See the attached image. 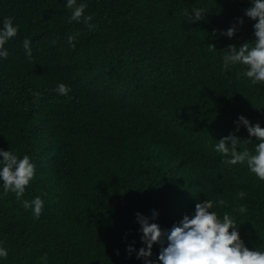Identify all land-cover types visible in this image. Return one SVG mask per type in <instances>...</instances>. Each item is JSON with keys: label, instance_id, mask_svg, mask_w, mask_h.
<instances>
[{"label": "trees", "instance_id": "obj_1", "mask_svg": "<svg viewBox=\"0 0 264 264\" xmlns=\"http://www.w3.org/2000/svg\"><path fill=\"white\" fill-rule=\"evenodd\" d=\"M66 2L0 0V28L5 17L18 26L0 58V150L30 157L22 199L44 201L36 219L0 181V264H145L136 214L170 231L207 199L225 200L211 211L233 216L244 245L264 251V182L214 151L235 134L238 151L254 153L240 116L264 128V85L237 79L242 65L223 70L230 45L255 42L251 0H77L91 31L68 22ZM193 8L205 18L188 23ZM233 25L232 38L221 34ZM159 254L154 244L152 264Z\"/></svg>", "mask_w": 264, "mask_h": 264}, {"label": "clouds", "instance_id": "obj_2", "mask_svg": "<svg viewBox=\"0 0 264 264\" xmlns=\"http://www.w3.org/2000/svg\"><path fill=\"white\" fill-rule=\"evenodd\" d=\"M251 7L245 11V15L253 21L254 43L245 42L237 48L230 45L223 55V70L229 71L231 66L242 65L241 71L236 73L237 79L241 76L246 77L253 85H264V0H251ZM66 7L71 11L69 23L73 21L84 25L89 31L94 30L95 25L90 22L92 15L85 16L84 11L87 4L80 3L77 0H67ZM190 15L185 9L182 15L187 17L188 23H195L205 18V9L193 8ZM243 19L239 24L243 25ZM236 25L229 28L222 35L232 38L236 31ZM18 33V26H14L11 17H5L3 26L0 28V58L7 59L9 52L4 48L5 44L15 37ZM79 32L67 37V43L73 49L74 40ZM31 41L27 38L23 41V47L29 60L32 58ZM210 50H215L214 45H209ZM54 91L60 96H67L70 88L64 84H59ZM39 99V94H35ZM240 125H243L249 134V139L244 143H251L252 139L258 141L255 145L254 153L247 148L238 151L241 140L235 135L230 134L216 143L214 151L224 157L223 163L229 166L237 164H246L249 171L256 176L258 180L264 182V128L259 123L252 125L244 116H240L237 122V131ZM228 145L231 147L229 148ZM0 181L3 182L4 194L13 193L16 200L21 203L25 210H31L34 218L39 219L44 201L37 196L29 202L23 200L26 187L35 175V166L28 155L19 158L13 151L0 150ZM239 199L245 197V192L240 191ZM226 207V201L223 199L205 200L195 205V215L191 218L185 215L179 225H174L170 231H162L156 223H150L149 219L137 213V219L140 224V230L143 233L141 241L146 248H141L137 254V259L143 258L145 264H152L149 259L152 256L154 244L160 245V254L158 260L160 264H264V251H250L240 239L238 232L239 225L237 220L229 213L225 212L222 219L215 211H211L215 206ZM240 215L247 212L244 205H240L233 210ZM157 213L153 211L152 219L157 218ZM165 241L167 246L165 247ZM127 251L131 253L133 248L130 246ZM118 254V253H117ZM8 251L0 247V258L7 259ZM42 261L47 260V254L41 257Z\"/></svg>", "mask_w": 264, "mask_h": 264}]
</instances>
